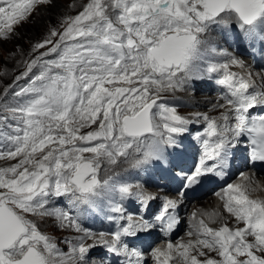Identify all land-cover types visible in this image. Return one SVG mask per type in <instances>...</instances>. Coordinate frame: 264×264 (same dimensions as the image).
Wrapping results in <instances>:
<instances>
[{"label": "rangeland", "instance_id": "374dc122", "mask_svg": "<svg viewBox=\"0 0 264 264\" xmlns=\"http://www.w3.org/2000/svg\"><path fill=\"white\" fill-rule=\"evenodd\" d=\"M201 1L0 0V205L10 206L25 224L21 236L0 251V264H84L93 255L89 242L98 246L115 240L103 231L92 232L80 221L84 207L89 208L86 201L94 207L111 202L110 209L119 207L126 190L142 187L140 166L161 152L162 144L185 131L227 130V118L237 105L232 99L223 98L216 105L225 115L220 111L208 114L215 108L212 105L198 111L185 100L193 94L199 100L215 95L212 82V86L203 84L202 79L216 80L237 71L242 64H237L235 53L244 58L233 34L224 39H232L233 48H229L234 51L226 50L228 44L216 55L206 50V40L219 36L227 21L223 20L226 16L208 19L207 12L201 13L197 6ZM252 1L255 26L264 33V0ZM186 6L192 7L191 12ZM230 21L237 24L240 18ZM198 28L211 32L193 36ZM184 29L191 36L184 40L189 55L184 63L199 59L203 66L196 71L187 66L178 69L161 56L160 42ZM262 70L255 69L252 75H264ZM256 78L260 84V75ZM201 85L208 90L199 89ZM153 97L159 98L152 111L153 132L127 135L123 116L137 112ZM162 107L173 111L159 127L157 113ZM185 115L189 122L184 121ZM152 137L150 146L144 148L143 141ZM82 160L94 164L84 185L72 179ZM70 196L74 203L67 207L64 201ZM201 202L205 201L190 209L191 224L196 222L200 235L184 227L182 237L192 236L177 240L182 255L172 264H222L220 259L230 257L234 264H264L252 247L253 239L264 235V215L254 230H247L241 218H233L244 225L237 228L238 233L234 235L228 227L218 229L219 241L207 242V247L216 245L221 251H213L211 258L197 255L199 263L194 260L190 246L208 237L206 220L217 225V216L222 214L217 211L220 206L208 211ZM194 209L200 218L194 219ZM64 221H72L74 229L87 230L89 237L71 238ZM243 232L250 240L241 243L238 237ZM229 246L235 254L223 252ZM160 251L170 255L175 249L162 247ZM70 252L81 256L78 262L69 259Z\"/></svg>", "mask_w": 264, "mask_h": 264}, {"label": "bare ground", "instance_id": "6f19581e", "mask_svg": "<svg viewBox=\"0 0 264 264\" xmlns=\"http://www.w3.org/2000/svg\"><path fill=\"white\" fill-rule=\"evenodd\" d=\"M205 0H202L201 2H200V4L199 5H197V6H199L198 8H199V11L202 13V12H204L205 10H204V7H203V2H204ZM231 7V6H230ZM229 6H227V8L222 12V14H219V16L218 15H212L211 13H206V16H207V18L208 19H217V18H221V17H224V16H226V17H224V19L223 20H225V21H230V20H234V19H236V18H238V14L237 15H234V14H236L231 8H230ZM188 8V9H187ZM191 9H192V7H188V6H186V10L188 11V12H191ZM206 12V11H205ZM234 12V13H233ZM205 15V14H204ZM256 19H257V17H256ZM256 19H255V21H253L251 24H245L242 20H240L242 23H244V25H246V26H248L249 28H251V27H254L255 25H256ZM220 20V19H219ZM236 22V21H235ZM195 35H193V36H196V34H200V35H202V34H207V33H209V32H211V29L209 30L208 28H198V29H196L195 31ZM186 36H187V38H190L191 36H189V35H187V33H186V30L184 29V30H181L179 33H176V34H174L173 36H171V37H168L166 40H162L161 42H160V45H161V56L165 59V60H167L166 61V63L168 62L170 65H175V67L176 68H178V69H182L184 66H187V67H185V69H190L191 71H196L197 69L196 68H198V66H199V68H201L202 66H203V64L200 62V60L198 59V61H196V62H193V63H184V61H187V58L189 57V55L187 54V52H185V50H184V44H185V42L186 41H184L185 40V38H186ZM190 40H192V39H190ZM194 42H193V40L192 41H190L189 42V45H192ZM233 48V47H232ZM226 50H231L230 48H229V46L228 47H226ZM225 50V51H226ZM233 50V49H232ZM231 50V51H232ZM234 51V50H233ZM199 52V51H198ZM202 52H204V50L202 51ZM199 53H201V51L199 52ZM224 53V52H223ZM217 53H215V55H216ZM236 54V57L238 58V60H237V64H244V62H245V60L243 61V60H241V57L240 56H238V54L237 53H235ZM246 60L248 61V62H250L252 59L248 56L247 58H246ZM239 61V62H238ZM165 62V61H164ZM229 62V61H228ZM234 62V61H233ZM249 64V63H248ZM241 65V66H242ZM224 67V66H223ZM245 68H247L246 66L244 67V69ZM250 69H251V71L249 70V69H246L245 71L246 72H248V73H251L252 74V71L253 72H255V69H261V66H255V65H251L250 67H249ZM263 71V74H264V70H262ZM231 73H233V74H238V76L241 78V79H244L243 77V75H242V72H240V70H237V71H235V72H231ZM241 74V75H240ZM259 74H261V72L259 73ZM220 77V76H219ZM263 77H264V75H263ZM196 78V77H195ZM194 78V79H195ZM192 79V78H191ZM239 79V78H238ZM196 81H197V79H196ZM199 81V80H198ZM200 81H201V79H200ZM201 83V82H200ZM202 83L203 84H209L210 82H209V80H206V78L205 79H202ZM201 83V84H202ZM234 85V88L232 89L233 91H235V92H238L239 93V95H240V99L241 100H244L245 99V97L252 91V90H254L256 87H255V85L253 84V86L255 87V88H253V87H251V88H249L248 90L243 86V85H240V84H237V81L235 82V83H233ZM209 85H211V84H209ZM184 86H185V83H182V88H184ZM187 88V87H186ZM207 88V87H206ZM206 88H204L202 85H201V87L199 86V89H206ZM206 90H208V88L206 89ZM209 93V92H208ZM252 93V92H251ZM197 95L198 94H193V95H191L190 96V98L188 99H185L186 100V102H188V103H190V104H195L194 106H196L195 108L199 111V109H205L206 107H207V105H212V106H214L215 108L214 109H210L209 110V112H208V114H210L211 113V111H222V108L221 107H219V106H216L217 104H219L220 102H222L223 101V98L225 99L226 97L225 96H222V95H210V96H207V95H205L204 96V98H203V100H199V99H197ZM205 107V108H204ZM175 108H177V107H175ZM232 110V109H231ZM172 109L170 108V110L167 112V110H166V108L164 109L163 107H162V110H159L158 111V113H157V124L159 125V127L161 126V124H163V118H165L166 120H168V119H170L169 118V116H170V114L172 113ZM230 111V110H229ZM229 111H226L227 113H229ZM205 113V112H204ZM222 113V115H225V112H221ZM199 115H203L202 113H200ZM212 115V114H211ZM154 116V115H153ZM228 121H233V119H234V116H228ZM189 120H190V117L188 116V115H185V117H184V121L185 122H189ZM193 122V121H192ZM189 124V123H188ZM195 124V123H194ZM218 125H219V123H218ZM193 126V125H192ZM167 137V136H166ZM149 140H151V141H149ZM152 140H153V137L152 138H149L148 140H144L143 141V147L144 148H146L147 146H150V144H151V142H152ZM134 146V145H133ZM136 147V146H135ZM133 149V148H132ZM136 152V151H135ZM150 154V153H149ZM137 156V155H136ZM152 156V155H151ZM155 156V155H154ZM152 158V157H151ZM80 179H81V181L80 182H78L79 184L81 183H83V181L86 179H84V177H80ZM79 179V180H80ZM82 185H84V184H82ZM135 188H137V186H135ZM128 189H131L130 187H128ZM132 189H134L133 187H132ZM131 189V190H132ZM208 201H213V197H210L209 199H208ZM87 202V201H86ZM200 205H204L202 202L200 203ZM205 208V207H204ZM219 208V207H218ZM203 209V208H202ZM211 209H209L208 211H210ZM193 211V210H192ZM194 211H195V216H194V219H198V218H200L201 217V214H199L198 213V211H196L195 209H194ZM208 215H210V214H214L213 212H209V213H207ZM205 215V214H204ZM204 218V217H203ZM233 218H235L234 216H233ZM237 218V217H236ZM206 219V218H205ZM231 215H229V214H227L225 211H224V209H223V213L221 214V215H218L217 216V219H216V221H217V225H212L211 224V220L210 219H207L206 220V224H205V228H208V237H206L205 238V240H203V241H198V242H195L194 244H192V246H190V249H189V252H190V254L192 255V253L193 254H195L194 256H195V258H194V260H196V258H197V255H201L202 253H205V254H208V255H210L209 257L211 258V256H212V253H213V251H221V250H219V249H216V245L214 246V245H211L210 246V248L209 247H207L208 246V244L209 243H207V242H210V241H212V240H214V239H216L217 237H216V233H217V231H218V229H221L222 227H228L233 233H234V235L236 234V232H237V228H242L244 225H241V224H235V223H233V222H231ZM65 222V224L67 225V227L71 230L70 231V233L69 234H71L70 235V237L71 238H75V239H77V238H81V239H84V238H87V237H89V232L87 231V230H82V229H74V224L72 223V221H64ZM192 222V220H190L189 221V223L187 222L186 223V225H187V227L189 228V226H188V224H190ZM239 223V222H238ZM195 224H196V222H195ZM194 224V225H195ZM85 225V224H84ZM194 225H192L190 228H189V231H190V233L192 234V235H199L200 234V230L198 231V227L197 226H194ZM256 226V225H255ZM247 227V226H246ZM262 226H257V228H256V230L257 231H259V229L261 228ZM89 228V227H88ZM94 228V227H93ZM223 228V229H224ZM227 230V229H226ZM261 230V229H260ZM224 231H225V229H224ZM228 231V230H227ZM244 231V230H243ZM241 232V231H240ZM251 232V231H250ZM188 233V232H187ZM259 234H260V232H258ZM100 234H98V236H99ZM191 235V236H192ZM248 234L247 233H245V232H243L242 234H240L239 235V237H238V239H239V242H241V243H243V242H245V241H248V240H250V238L247 236ZM101 236V235H100ZM190 235H187V234H185L183 237H181V238H183V239H187V238H189V237H191ZM203 236V235H202ZM227 236V235H226ZM229 237V236H228ZM103 238V237H102ZM115 238V237H114ZM232 238V237H231ZM252 238V237H251ZM219 239L220 238H217V240H215V242H218L219 241ZM230 239V238H229ZM253 240H255V243H254V245H252V247H254L255 249V254L257 255H259L260 256V259L261 260H264V235H260V236H258L256 239H253ZM178 241H180V239H178ZM184 242V241H183ZM238 242V243H239ZM93 243H94V241H92V244L90 245V242L88 243L89 245L88 246H91L90 247V249H95L96 248V244L95 245H93ZM184 243H186V242H184ZM240 243V244H241ZM189 245V244H188ZM230 245V244H229ZM181 246V245H180ZM232 246V245H231ZM242 246V245H241ZM162 247L163 248H166L167 247V245H165V244H163L162 245ZM223 247V246H222ZM234 247V246H233ZM224 248V247H223ZM235 248V247H234ZM242 249V248H241ZM170 250V249H169ZM237 251V250H236ZM189 252H188V254H189ZM223 252H225V254L227 253H229V254H235V252L234 251H231V247L229 246L227 249H226V251H223ZM187 254V255H188ZM215 255V254H214ZM189 257V256H188ZM204 257V256H203ZM81 258V256L80 255H78L77 253H72V252H70L69 253V259L71 260V261H75V262H78V260ZM229 258V257H228ZM216 259V258H215ZM231 259H232V257H230L229 258V260L228 259H224V261L222 262V259H220V261H221V263L222 264H234V262H232L231 261ZM63 261H64V263H65V260H66V257H64V259H62ZM206 260V259H205ZM219 260V259H218ZM197 261V260H196ZM102 261H101V259L100 258H98V257H95V255H92L91 256V258L89 259V261H86L84 264H100ZM194 262V261H193ZM198 262V261H197ZM188 263V262H187ZM199 263V262H198ZM208 263V262H207ZM242 263V262H241ZM196 264V263H195ZM219 264H220V262H219ZM251 264H255V262H252Z\"/></svg>", "mask_w": 264, "mask_h": 264}, {"label": "water", "instance_id": "95a60500", "mask_svg": "<svg viewBox=\"0 0 264 264\" xmlns=\"http://www.w3.org/2000/svg\"><path fill=\"white\" fill-rule=\"evenodd\" d=\"M230 5L241 20L251 23L255 19L252 0H205L204 10L218 15ZM234 76L228 74L224 81H232ZM158 97L151 98L137 112L123 116L124 131L129 136H143L153 132L152 111L158 101ZM94 164L89 160H82L75 171L72 179L80 182V177H86L93 171ZM80 179V180H79ZM25 224L21 217L7 205H0V250L11 246L24 232Z\"/></svg>", "mask_w": 264, "mask_h": 264}, {"label": "trees", "instance_id": "16d2710c", "mask_svg": "<svg viewBox=\"0 0 264 264\" xmlns=\"http://www.w3.org/2000/svg\"><path fill=\"white\" fill-rule=\"evenodd\" d=\"M67 49H68V48H67ZM74 50H75V49H74ZM59 51L62 52L61 50H59ZM60 52H59V53H60ZM65 52H67V51H65ZM73 64H74V63H73ZM73 64H72V65H73ZM72 65H71V66H72ZM1 138H2V137H1V134H0V139H1Z\"/></svg>", "mask_w": 264, "mask_h": 264}]
</instances>
